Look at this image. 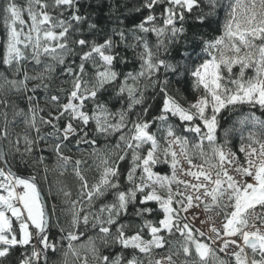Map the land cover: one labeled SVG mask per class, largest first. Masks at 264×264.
<instances>
[{
	"label": "snow or ice",
	"instance_id": "obj_1",
	"mask_svg": "<svg viewBox=\"0 0 264 264\" xmlns=\"http://www.w3.org/2000/svg\"><path fill=\"white\" fill-rule=\"evenodd\" d=\"M141 8L147 14L127 30L128 35L123 28H113L111 35L98 40L84 38L82 25H87L89 33L98 27L81 14L80 0H28L26 8L6 0L5 34L0 37V66L4 67L0 72V161L7 166L0 167V264H10L17 250L20 258L12 264H50V254L58 251V242L50 236L56 205L49 211L37 177L19 175L7 159L10 149L21 156L31 154L33 146L45 140L41 126L52 128L47 136L55 138L51 148L62 162L58 167L71 160L63 152L70 143L88 145L89 155L102 165L99 179L89 185L80 170L85 161H75L73 172L81 182L77 200H69L72 193L59 189L65 203L72 205L67 210V227L58 218L55 223L60 241L67 242L63 264H90L82 251L91 254L92 264H177L180 256L184 257L181 264H264V0H228L227 4L222 0H142ZM221 9L225 10L222 23L211 34L201 32L205 25L211 27ZM150 34L156 37L155 46L149 43ZM121 45L133 49L138 71L116 70L118 64L127 63L117 51ZM161 49L169 56L174 49L180 59L173 57V63L161 58ZM71 56L79 62L66 63ZM29 59L42 65L35 75L27 70ZM59 65L64 66L61 74L69 77L64 82L70 88L59 89L66 93V102H61L60 95L45 98L54 109L45 119L39 115L45 109L34 94L49 87L45 81L52 79ZM161 69L164 79H153ZM169 76L186 78L196 99L186 101L187 106L181 104L176 95L180 90H169ZM141 80L159 86L158 115L144 118L149 105L130 120L132 109L144 102ZM32 81L39 83L29 87ZM106 93L118 99L126 94V108L112 112L100 99ZM10 94L26 101L27 111L15 100L10 103ZM86 102L93 105L91 111L86 110ZM245 105L261 115L249 112L240 117L237 123L249 126L248 135H241L236 151L226 149L229 130L225 129L222 143L217 138L221 113ZM18 117L36 133L35 139L27 132L22 136L23 153L21 136L14 142L9 139L10 124ZM129 123L131 128L123 132ZM154 126L156 130L151 131ZM86 129L105 139L121 134L110 150L107 145L102 150ZM178 129L187 135L178 134ZM129 152L131 165L121 190L123 173L118 162L125 161ZM196 157L202 162L194 163ZM43 160L40 156L39 162ZM157 165L170 167L171 174L154 171ZM48 170L45 166V180ZM110 190L111 202L84 212L85 199L91 209ZM150 202L155 206H149ZM81 227L96 230V237L89 236L86 244L76 243L84 235ZM97 240L108 254L102 253ZM114 247L119 251L113 252Z\"/></svg>",
	"mask_w": 264,
	"mask_h": 264
},
{
	"label": "trees",
	"instance_id": "obj_2",
	"mask_svg": "<svg viewBox=\"0 0 264 264\" xmlns=\"http://www.w3.org/2000/svg\"><path fill=\"white\" fill-rule=\"evenodd\" d=\"M6 0H0V36L3 37L5 34V23H4V13H3V6L5 4ZM15 3L20 6L21 8H26L28 5V0H15ZM223 4H227L228 0H222ZM142 0H80V8H81V14H86L89 17V21L92 23L97 24L98 31L94 33L87 32V25H82V29L84 30L85 37L87 39H98L102 40V37L105 34L111 35V30L113 28H123L125 30L126 35H128V29L132 28L136 23H139L143 16L147 14V12L141 8ZM140 9V11H137L136 9ZM160 11V9H157V13ZM224 9L219 10V16L214 17L211 27H208L205 25L200 29L201 32L211 34L217 27L219 23H222L224 18ZM77 37H79V33H77ZM114 39H119L117 36L113 37ZM148 40L150 45L155 46L156 44V37L154 34H150L148 36ZM129 43H132L131 40L128 41ZM2 48V46H1ZM181 51L185 49V46L183 44L180 45ZM77 51H79V48H77ZM117 51H119L122 55L126 57L127 63L124 65L118 64L116 66V70L120 72H134L139 70V61L135 58L133 49L131 48H124L123 45H121ZM198 51V49H197ZM161 58L168 59L172 61L173 63L176 59H180V57L176 56L175 50H172V56H169L164 53L163 49L160 50ZM42 60L45 62H52L50 59L42 57ZM73 60H76L78 63V58L75 56L68 57L66 59V63H71ZM27 66V70L30 75H35L38 71L42 70V65H35L31 59L25 62ZM54 63V62H52ZM63 65H59L56 67V72L52 75V79L50 81H45V83L49 84V87L47 89L41 87L37 89L36 93L34 94L40 103V107L44 108L45 111L40 112L39 115L43 116L45 119L49 118L48 113L49 111H54L52 109V106L46 101V97L50 95H60L62 97L61 102H66V99L64 97L66 96V93L59 92V89L64 88L68 89L70 88L69 83H65L64 81L68 80L69 77L65 74L62 75L61 71L63 69ZM4 71V67L0 66V72ZM235 71V69H234ZM89 72H91V69L89 68ZM9 75V78H12L10 73H5ZM251 71L247 73V75H251ZM19 78H22L19 77ZM87 78V77H86ZM164 79V73L163 69H161L160 73L157 74L156 77H153V79ZM123 77H121V80ZM169 79L171 81L169 90L170 92H175V89H179V93H176L177 99L180 101L181 104H184L187 106L186 101H194L196 99V94L192 91L190 84L188 80L184 77H173L169 76ZM177 80L179 82L177 83ZM39 83V81H32L30 82L29 87H31L33 84ZM131 83V81H130ZM145 84H148V87H145ZM139 87L141 91L144 93V102L142 104L136 105L131 113H129L130 120H135L137 118V113H142L144 108H148L149 105H151V108H149V114L148 116L144 117L145 119H150L152 116L158 115L157 108L160 104L161 97L159 95V86H156L155 88L151 86L149 81L141 80L139 82ZM28 95H33V93L29 92ZM137 96H139V93H137ZM186 98V99H185ZM102 102H106L108 104L109 109L112 112L119 111L122 107L126 108L127 103L129 102L127 95L125 94L123 99H118L115 97L114 94L106 93L101 98ZM16 101L18 106L20 108H24L25 111H27L28 105L26 101L17 100L15 94H10L9 102ZM87 103V102H86ZM93 105L91 103H87V109L91 111ZM2 108V106H0ZM9 112V120H12V109H8ZM249 112H255L257 116L261 115V111L256 108H250L249 106L245 105L242 107L237 108L236 110H224L221 113L220 116V127L217 129V138L218 142H223L225 139L224 132L225 129L229 130L227 139L229 143L226 145V147L231 148L233 151H236L240 144V138L241 135L244 137H247L248 132L250 130L249 126L245 125L244 127H241L239 123H237L238 119L244 115H247ZM23 118H17L16 122L13 124H10V132L11 135L9 139H11L13 142L15 141L17 135L21 136L20 141V152H24L25 144L22 139V136L25 134V132L28 133L30 138L35 139L36 133L34 130L29 129L25 124L20 123V120ZM118 119V117H117ZM116 120H113V123H115ZM172 123L180 125L181 122L179 120H171ZM91 123V122H90ZM131 128V123L128 124V128L123 129L122 131L127 133L128 129ZM89 131V137L90 138H96L97 139V145L96 147L100 149H105V145H107V149L110 150L112 146L116 143V141L119 138V135L121 133H114L111 136H108L107 139L103 136H97V134L90 130ZM155 126L151 129V131H155ZM52 128L50 126H41V135L45 136V140L39 141L38 144L33 146V151L31 154H25L23 156L20 155V153H15L14 149L9 150V156L7 157L11 167L14 169L15 172L23 173L25 175H35L37 177L38 183L40 188L42 189L44 193V197L47 202V207L49 211H51V206L56 205V212L52 215V228L50 236L54 238L58 242V251L55 254H50V264H63V255L62 251L64 248H66L67 242L60 241V233L58 232V229L55 226L57 218L60 221V225L67 227V222L70 220V214L67 211L72 207L71 203H65L66 198L63 196L62 192L59 191V189L63 188L65 191H70L72 193V196L68 198L69 200H77L78 193L80 191V180L79 178L74 174L73 168L75 167V161L81 160L85 161V163H82L80 165V170L82 174L85 176V178L88 180L89 185L95 183L100 176V172L102 169V165L100 164V161L98 159H95L94 157L90 156L89 153L91 152V148L86 144H80L75 145L74 143H70L67 148L63 149L64 155L70 156L71 160L64 165L63 167H58L59 164H62V162L57 160V157L55 153L52 151L51 145L54 144L55 138L54 137H48L47 133L51 132ZM256 131H259V129H256ZM178 134H185L178 129ZM159 138V137H158ZM189 140H192V137L189 136ZM207 144V142H205ZM7 146V142H5ZM207 150V148H206ZM239 154V153H238ZM241 155L242 158V154ZM43 156L44 160L43 162H39V157ZM112 159H115V157H112ZM194 159H199L198 157ZM111 162V160H110ZM120 164V170L123 173L121 176V190H124V185H126V172L127 169L131 165V157L130 152L129 156L126 157L125 161H119ZM47 166L49 169L47 172V179L45 180L43 177L45 176L44 168ZM154 171H162L167 172L168 174H171L170 167H167L165 165H157L154 169ZM51 189V191H49ZM113 199V192L110 190L104 197H100L99 199L94 201L93 207L91 209L88 208L86 199L83 201V207L84 212L89 211H95L101 203H109ZM149 206H155L154 202H150ZM131 211V210H130ZM84 213H82L83 215ZM151 218V217H150ZM125 219H128L127 217ZM124 222V221H121ZM136 222L139 223V219L136 218ZM14 227L16 226L17 222L13 221ZM81 231H84V235L81 237L80 241L76 243H86L88 241V237H96V230H92L90 227L88 229H84L81 227ZM147 238V237H146ZM97 246L101 249L103 254H108V250L105 249L99 242V240L96 241ZM113 252L119 251V247H114L112 249ZM221 258H226L224 253H218ZM90 264H92L91 261V254L88 255ZM20 258V250H17L13 253L11 262H15ZM177 261H182L184 259L183 256H180L176 258ZM69 260H72V257H69Z\"/></svg>",
	"mask_w": 264,
	"mask_h": 264
},
{
	"label": "built area",
	"instance_id": "obj_3",
	"mask_svg": "<svg viewBox=\"0 0 264 264\" xmlns=\"http://www.w3.org/2000/svg\"><path fill=\"white\" fill-rule=\"evenodd\" d=\"M227 148H229V147H226V149ZM202 161H200L199 159H194V163H201ZM185 167H187V164L185 163V165H184ZM183 178V177H182ZM20 189H18V191H19ZM194 211H195V209H194ZM190 215V214H189ZM201 219H203L204 217H203V215H201V217H200ZM196 223V227H200L201 225H200V223H199V221H196L195 222ZM218 224H219V220H218ZM249 255H251V253H249ZM177 264H181V261H177Z\"/></svg>",
	"mask_w": 264,
	"mask_h": 264
},
{
	"label": "rangeland",
	"instance_id": "obj_4",
	"mask_svg": "<svg viewBox=\"0 0 264 264\" xmlns=\"http://www.w3.org/2000/svg\"><path fill=\"white\" fill-rule=\"evenodd\" d=\"M23 19H25L26 21L28 20V16H27V13H26V12L23 14ZM18 27H19V25H18ZM24 30H25V32L27 31V26H25ZM0 167H4L3 164H2V161H0ZM164 194H165V193L161 192V195H164ZM9 215H10V214H9ZM86 243H87V242H86ZM86 243H84V244H86ZM81 254H82V255H85V254L89 255L90 253H87V252H85V251H82Z\"/></svg>",
	"mask_w": 264,
	"mask_h": 264
},
{
	"label": "water",
	"instance_id": "obj_5",
	"mask_svg": "<svg viewBox=\"0 0 264 264\" xmlns=\"http://www.w3.org/2000/svg\"><path fill=\"white\" fill-rule=\"evenodd\" d=\"M1 37V36H0ZM1 46H2V44H0V52H2V48H1ZM2 164L4 165V167L5 168H7V166L2 162ZM13 169V168H12ZM13 171H14V169H13ZM18 173V172H17ZM19 175H21V176H24V177H27L28 175H25V174H23V173H18ZM38 181V180H37ZM39 184V183H38ZM40 187V186H39ZM42 190V189H41ZM42 195L44 196V193H43V191H42ZM45 198V197H44ZM46 200V199H45ZM47 203V202H46Z\"/></svg>",
	"mask_w": 264,
	"mask_h": 264
}]
</instances>
